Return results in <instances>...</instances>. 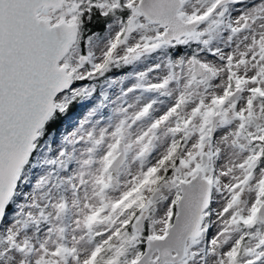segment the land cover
I'll list each match as a JSON object with an SVG mask.
<instances>
[{
  "label": "snow or ice",
  "instance_id": "snow-or-ice-1",
  "mask_svg": "<svg viewBox=\"0 0 264 264\" xmlns=\"http://www.w3.org/2000/svg\"><path fill=\"white\" fill-rule=\"evenodd\" d=\"M0 264H264V0H0Z\"/></svg>",
  "mask_w": 264,
  "mask_h": 264
}]
</instances>
